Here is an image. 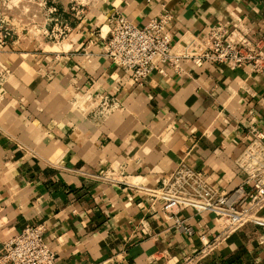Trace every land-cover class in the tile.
Returning <instances> with one entry per match:
<instances>
[{
	"label": "crops",
	"instance_id": "1",
	"mask_svg": "<svg viewBox=\"0 0 264 264\" xmlns=\"http://www.w3.org/2000/svg\"><path fill=\"white\" fill-rule=\"evenodd\" d=\"M71 1L48 0L70 30L61 42L18 28L0 48L9 70L0 89V250L42 223L57 264H179L217 233L213 214L177 211L187 234L135 184L156 187L182 159L223 189L241 184L235 160L264 132V80L248 66L184 60L135 84L102 54L110 18L120 12L142 26L166 9L177 48L217 22H244L264 37V0H77L81 14ZM82 92L119 107L89 114L73 102ZM113 169L121 182L96 178ZM199 264H264V227L246 224Z\"/></svg>",
	"mask_w": 264,
	"mask_h": 264
},
{
	"label": "built area",
	"instance_id": "2",
	"mask_svg": "<svg viewBox=\"0 0 264 264\" xmlns=\"http://www.w3.org/2000/svg\"><path fill=\"white\" fill-rule=\"evenodd\" d=\"M71 10L81 14L82 5L72 0ZM56 5L48 0H0V48L6 47L17 34V29L36 32L37 35L61 42L70 32L67 24H60L54 16ZM39 17L42 19L39 20ZM172 20L168 10L160 12L148 23L138 26L122 13L110 18V30L104 39L102 54L120 67L129 79L138 85L154 70L180 69L187 60L194 66L206 63L224 64L231 69L248 66L250 75L264 80V37H257L244 22L233 27L217 22L201 35L191 34L177 48L166 33ZM55 23L48 29V22ZM9 70L0 65V89ZM73 102L83 111L106 117L118 109L117 102L108 95L78 93ZM244 173V181L231 190L221 188L202 170L195 169L185 159L169 174L163 176L156 187L135 184L137 190L152 199L168 218H174L176 228L192 234L183 220L175 217L179 210L192 208L197 213L209 212L218 226L212 238H200V246L182 258L179 264H199L232 234L248 223L264 227L260 212L264 208V132H255L235 160ZM114 169L96 178L121 182ZM44 224L25 226L19 233L3 242L0 261L11 264H57L55 253L44 239Z\"/></svg>",
	"mask_w": 264,
	"mask_h": 264
}]
</instances>
